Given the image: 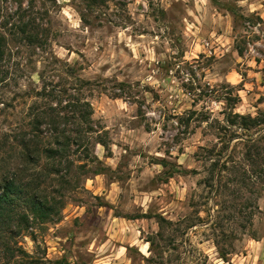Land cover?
<instances>
[{"label": "rangeland", "instance_id": "obj_1", "mask_svg": "<svg viewBox=\"0 0 264 264\" xmlns=\"http://www.w3.org/2000/svg\"><path fill=\"white\" fill-rule=\"evenodd\" d=\"M31 4L48 40L36 52L60 62L13 47L0 82V173L19 162L2 134L29 129L34 102L67 113L69 94L91 103L109 150L94 144L100 163L86 167L76 188L58 184L41 162L36 182L47 198L63 189L64 208L57 221L25 230L14 214L24 204L15 202L1 223L0 264H264V139L246 152L248 137L264 134V0L3 7ZM42 68L47 96L33 98ZM235 113L259 124L228 122Z\"/></svg>", "mask_w": 264, "mask_h": 264}, {"label": "trees", "instance_id": "obj_2", "mask_svg": "<svg viewBox=\"0 0 264 264\" xmlns=\"http://www.w3.org/2000/svg\"><path fill=\"white\" fill-rule=\"evenodd\" d=\"M6 2L7 0H0V82L6 80L9 70L12 69L10 60L13 51L15 49L17 51L22 45L27 48L33 47V54L41 58L40 60L37 59L39 62L45 61L50 65L60 62L56 57H51L48 60V57H45L43 53L36 52V49L44 51L45 47L48 46V40L42 32L46 28L42 26V23L36 17L33 5L31 4L28 8L18 6L16 9L11 10L3 7ZM63 65L67 69H72V65L68 62H64ZM35 72L42 82V86L34 92L32 97L46 98L44 70L42 68ZM83 84L84 86L91 85L90 81ZM80 86L73 87L74 91L80 90L82 85ZM116 86L114 87L116 90L123 91L127 85L119 82ZM112 96L121 97L113 92ZM3 100L0 94L2 106L6 104ZM35 105L34 102L32 108L33 118L28 123L29 129L23 130L17 137L14 136L13 138L6 132L2 134L3 146L9 144L11 148H16L19 154V162L12 163L8 171L0 173V241L3 239L1 223L14 212L11 208L16 205L15 202L22 201L24 204V207H21L14 214L19 226L21 227L24 224L25 230H29L34 223L55 222L59 219L61 210L65 205L63 189L56 190L57 194H61L60 196L51 195L47 198L45 192L36 182L38 167L41 162H47L50 167L49 174L53 176V180L60 181L61 184H68L71 188L75 187L72 186V183L77 182V177L84 173L89 164L97 165L100 163L94 153V144L99 143L106 151L109 150L107 142L103 138L105 136L102 133L104 129H98L95 125L92 117V105L86 98L69 94L63 107L67 110V113L63 115H59L56 108L52 106L39 111V107ZM49 112L55 113L50 115ZM193 114V110L187 111L188 118ZM235 117L242 120V124L245 125L246 129L250 125L256 126L259 124L257 116L251 117L250 115L244 116L236 113L228 119V122H234ZM261 139H264V134L257 139L252 138V136L248 137L246 140L248 143L247 154L251 155V146L257 145L256 143ZM259 152L260 150L257 149L256 155ZM161 164L165 166V161H162ZM100 170L102 168L97 167L94 173L97 174ZM262 171L264 176V170ZM255 174H260V171H255ZM164 175L166 179L172 175V172L169 171ZM57 196L60 198L58 199ZM141 216L145 217L146 215ZM158 218L161 222L164 221L161 216ZM29 233L32 240L35 241L34 232L30 231Z\"/></svg>", "mask_w": 264, "mask_h": 264}]
</instances>
